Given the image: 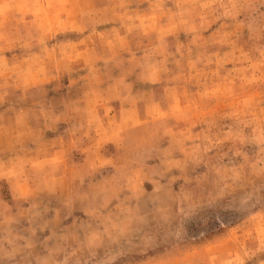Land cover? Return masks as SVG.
Instances as JSON below:
<instances>
[{
  "label": "rangeland",
  "instance_id": "374dc122",
  "mask_svg": "<svg viewBox=\"0 0 264 264\" xmlns=\"http://www.w3.org/2000/svg\"><path fill=\"white\" fill-rule=\"evenodd\" d=\"M0 70L15 122L132 106L94 171L0 179V264H264V0H0Z\"/></svg>",
  "mask_w": 264,
  "mask_h": 264
},
{
  "label": "crops",
  "instance_id": "0c3cea01",
  "mask_svg": "<svg viewBox=\"0 0 264 264\" xmlns=\"http://www.w3.org/2000/svg\"><path fill=\"white\" fill-rule=\"evenodd\" d=\"M0 72H3V70ZM18 90L20 93H18ZM0 86V101L7 99V94L11 93V89ZM18 96L24 92L21 88L12 90ZM100 92H92L89 96V106L93 107L96 115L99 116L102 109L110 107L109 110L119 111L120 115L116 117L115 122H101V118L95 122H15L16 114L13 110V116H5L1 114L0 118L5 116V122L0 119V179L6 184L9 191L5 196L11 201L13 206L22 201L32 202V196L38 189L35 180L23 178V174H32L33 171L38 172L36 168L42 166L47 173L56 172L62 169H76L81 174L94 171L99 165L100 154L96 150V142L102 139L101 133H96L101 127L112 128L128 127L130 115L128 111L132 110V106L120 103L118 107L113 104L112 100H103ZM113 101V102H112ZM127 103V102H125ZM10 105V103H8ZM3 105V104H2ZM80 105V104H79ZM83 109L85 107L80 105ZM99 111V112H98ZM94 112V111H93ZM117 115V114H116ZM111 118V116H110ZM13 120V122H10ZM65 121V120H63ZM62 123L63 129L58 133H53L55 124ZM12 126V132H7L6 128ZM9 125V126H8ZM124 130V129H123ZM110 131V130H109ZM52 135H49V133ZM110 136V134H109ZM107 141H116L114 135L109 137ZM92 143L89 147V143ZM81 149V154L79 150ZM62 166H65L63 168ZM51 191H57L59 188H50ZM2 194V184L0 183V195ZM20 204H18L19 206ZM18 208V207H17ZM23 212L25 210H22Z\"/></svg>",
  "mask_w": 264,
  "mask_h": 264
}]
</instances>
